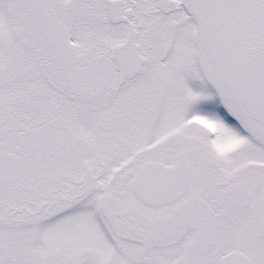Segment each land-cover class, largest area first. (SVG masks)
<instances>
[{
	"label": "snow or ice",
	"instance_id": "6c2138e0",
	"mask_svg": "<svg viewBox=\"0 0 264 264\" xmlns=\"http://www.w3.org/2000/svg\"><path fill=\"white\" fill-rule=\"evenodd\" d=\"M0 264H264V0H0Z\"/></svg>",
	"mask_w": 264,
	"mask_h": 264
}]
</instances>
